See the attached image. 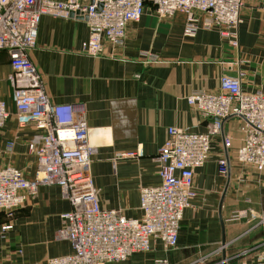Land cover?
I'll use <instances>...</instances> for the list:
<instances>
[{
	"label": "crops",
	"instance_id": "1",
	"mask_svg": "<svg viewBox=\"0 0 264 264\" xmlns=\"http://www.w3.org/2000/svg\"><path fill=\"white\" fill-rule=\"evenodd\" d=\"M240 16L239 45L234 46L217 29L201 28L187 37L185 13L162 18L147 2L141 19L128 25L125 46L113 51L106 46L99 56L83 51L89 37L84 18H41L37 46L29 57L51 102L84 107L95 146L91 175L102 206L141 217V188L161 183L157 155L168 128L212 133L210 156L196 170L197 196L184 212L176 249L166 250L160 240H153L150 251L110 264H155L158 258L253 261L264 251V171L236 160L243 119L228 117L215 130V118L203 116L186 100L194 90L218 92L223 74L241 75L249 92L264 90V0H245ZM12 73L9 53L0 50V99L11 111L0 129V166L14 165L33 179L40 170L33 151L40 130L34 121L18 124ZM225 136L231 139L228 149ZM130 152L138 153L120 155ZM227 155L225 175L219 159ZM71 208L59 185L44 184L15 210L14 227L5 232L1 225L8 219L2 215L0 264H49L52 257L72 253L71 242L58 233L64 226L61 214ZM239 212L246 214L233 218Z\"/></svg>",
	"mask_w": 264,
	"mask_h": 264
},
{
	"label": "built area",
	"instance_id": "2",
	"mask_svg": "<svg viewBox=\"0 0 264 264\" xmlns=\"http://www.w3.org/2000/svg\"><path fill=\"white\" fill-rule=\"evenodd\" d=\"M147 2L162 18L177 11L185 13L187 37L196 36L201 28L217 29L234 46L239 45L236 30L245 0H0V50L10 55L13 73L9 79L13 83L12 102L18 124L24 127L34 121L40 130V143L33 148L40 166L35 178L29 179L14 165L0 166V211H5L9 218L1 225V231L14 227L13 212L28 198L36 196L41 185H59L72 208L61 214L64 226L58 233L71 242L73 252L52 257L49 264L121 262L133 254L150 251L153 240H160L170 250L177 246L184 212L193 206L197 196L195 173L209 159L212 133L170 126L157 155L161 183L140 190L141 217H127L121 208L102 206L91 175L95 146L84 107L51 102L29 57V52L37 46L44 15L84 18L89 37L83 51L99 56L106 46L112 51L125 46L127 27L141 19ZM241 77L223 74L218 92L194 90L187 94L186 100L203 116L215 118V130H220L228 117L242 118L243 138L236 149V160L262 172L264 90H245ZM10 115L7 101L0 99V129ZM224 145L226 149L231 146L227 136ZM137 153L120 155L134 157ZM229 166L228 155L222 156L220 172L227 175ZM245 214L239 212L233 218ZM221 261L222 264H264V251L253 261H233L228 257ZM156 264H169V261L158 258Z\"/></svg>",
	"mask_w": 264,
	"mask_h": 264
},
{
	"label": "rangeland",
	"instance_id": "3",
	"mask_svg": "<svg viewBox=\"0 0 264 264\" xmlns=\"http://www.w3.org/2000/svg\"><path fill=\"white\" fill-rule=\"evenodd\" d=\"M15 213V211L13 212ZM4 215L6 219H9L5 211H0V217ZM177 247V246H176ZM176 247L170 249L175 250ZM169 261V259H167ZM222 258L216 259V258H201V259H195V260H185V261H169V264H222ZM156 264V263H155Z\"/></svg>",
	"mask_w": 264,
	"mask_h": 264
},
{
	"label": "water",
	"instance_id": "4",
	"mask_svg": "<svg viewBox=\"0 0 264 264\" xmlns=\"http://www.w3.org/2000/svg\"><path fill=\"white\" fill-rule=\"evenodd\" d=\"M73 15V14H72Z\"/></svg>",
	"mask_w": 264,
	"mask_h": 264
}]
</instances>
